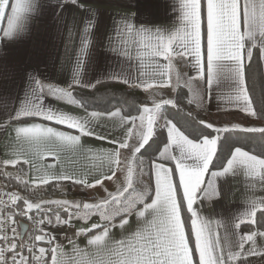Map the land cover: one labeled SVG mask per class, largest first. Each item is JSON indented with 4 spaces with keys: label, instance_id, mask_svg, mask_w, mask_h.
Returning a JSON list of instances; mask_svg holds the SVG:
<instances>
[{
    "label": "snow or ice",
    "instance_id": "6c2138e0",
    "mask_svg": "<svg viewBox=\"0 0 264 264\" xmlns=\"http://www.w3.org/2000/svg\"><path fill=\"white\" fill-rule=\"evenodd\" d=\"M67 2L69 0H0V47L5 43L18 42L29 34L34 21L49 15L52 26L63 27L71 37L72 31L79 25L74 21L72 27H68L63 14ZM70 2L82 9L80 23L83 25L71 81H62L67 85L65 88L45 83L48 78H41L42 74L38 71L29 73L23 96L11 92L0 94V131L11 129L18 136L44 133L61 141L78 144L82 136L108 140L102 133L105 121L110 119L111 127L119 128L120 132L108 140V143L116 146L110 153L111 165L108 171L90 180L67 174H59L53 179L71 181L72 186L83 188L103 187L105 180L111 181L117 176L123 164L126 169L124 184L117 186L115 193L104 188L106 197L96 203L68 200L34 203L21 196H12L9 205L0 200V204L9 213L0 219V264H43V258L49 252L51 264H60L57 259L62 243L59 242L60 232H65V238L73 245V237L79 236H85L88 238L87 243L94 245L103 238H110L115 228L127 230L131 227L133 217L136 218L135 230L122 239L111 241L109 251L115 259L110 260L109 264H251V258H259L260 264H264V248L251 246L245 249L246 243L253 242L254 233L241 236L238 242L227 235L222 238L217 231L222 226L220 221L214 222L204 216L203 209L198 207L206 202L220 203L224 199L223 189L217 182L222 177L226 178L229 172L235 175L234 165L241 166L246 175L258 178L264 186V127L234 125L233 129H239L241 133H259L261 142L254 149L246 151V145L240 144L238 139L231 146L224 164L222 153L228 136L222 137L221 134H230L233 129L216 127L200 119L198 123L203 128L186 132L177 126L171 112H157L161 105L177 107L182 102V96L175 100L161 101V104L154 103L152 108L144 107L139 117L122 114V108L108 110L106 115L98 111L88 115V101L77 99L70 90L75 85L95 87V83H85L82 74L86 61L89 64L95 62L96 58L91 53L97 47L105 49L107 58L114 65L106 66L103 73L109 81L144 90L153 87L139 77L136 80L132 78L133 54L126 45L135 44L138 48L148 49L147 53L138 52V56L147 54L162 57L166 61L178 57L194 69L196 77H188L185 86H189L194 79L205 80L207 87L200 94L201 102L211 91L214 81L218 82L222 77L229 79L239 110L248 116L264 119V95L261 96V108L258 110L253 107L246 76L254 54L258 60L264 61V0H173L171 10L177 14L179 25L174 26L175 30L153 29L144 23L138 25L133 17L128 16L120 17L119 23L114 21L109 26L98 10L91 7L90 0H84V3L79 0ZM5 19L7 28L2 27ZM133 37L138 39H131ZM167 67L170 69L171 64ZM93 79L96 83L103 82L96 79L95 73ZM163 83L167 84L168 81ZM51 100L85 108V116L63 112L53 107ZM187 103H193L190 96ZM187 115L191 117L192 113ZM117 117L119 120H116ZM137 119L141 122L140 130L135 133L136 144L131 145L129 140L134 133L128 125L135 127ZM30 120L42 123L28 124ZM49 124L75 130L79 135L59 131ZM161 138H165L166 142ZM157 143H162L164 149H156L158 156L149 151ZM123 149L131 153V159L124 162L120 159V150ZM0 163L16 165L19 161L5 160ZM134 174L138 177L137 183H143L147 177V184L137 189L132 179ZM41 182L47 184L49 181L42 179ZM129 189L135 195L125 197ZM21 202L23 207L20 206ZM261 203L264 204V200ZM44 204L56 205V208L42 211ZM5 208H0V216ZM34 210L42 214L37 217L29 215ZM81 210H84L83 215L80 214ZM91 210L98 212L100 222H93L90 226L85 224L76 229L75 222L91 220ZM16 215L27 216L32 220L36 225V234L25 239L14 226ZM248 215L255 216V202ZM241 223L243 221L234 227L239 229ZM5 225L8 227L5 228ZM44 226H49V230L45 231ZM223 226L227 232V226ZM66 230H73L72 236H68ZM260 235L264 236V233ZM38 244H46L48 247H37Z\"/></svg>",
    "mask_w": 264,
    "mask_h": 264
},
{
    "label": "crops",
    "instance_id": "0c3cea01",
    "mask_svg": "<svg viewBox=\"0 0 264 264\" xmlns=\"http://www.w3.org/2000/svg\"><path fill=\"white\" fill-rule=\"evenodd\" d=\"M79 2L84 3V0H79ZM90 3L91 7L98 10L109 26L114 21L119 23L120 17L128 16L133 17L134 22L138 25L144 23L147 27L153 29L175 30V27H179L177 14L171 10L173 0H90ZM81 12L82 9L72 4L70 0L64 4L63 14L68 27L71 28L74 21L79 25V27L72 31L71 37L68 30H65L63 27H53L49 15L39 21H34L29 34L24 35L18 42L5 43L0 47V94L11 92L13 94L19 93L23 96L28 74L37 71L42 74L41 78H48L45 83H52L67 88V85L62 81L64 79L71 81L75 71V53L79 51L80 34L83 28V25L80 23ZM8 14H10V9ZM2 27L7 28L6 19ZM0 36H2V32H0ZM90 39L93 40V43H96L94 38L90 37ZM131 39L138 38L133 37ZM126 47H130L133 54V80L139 77L141 80L153 85V87L147 90L141 88L148 99L144 107L152 108L154 107V103L161 104V101L172 100L178 86L184 87L185 80L188 77L195 78L197 75L194 69L188 67L178 57H173L171 61H166L162 57H152L147 54L138 56V52L147 53L148 49L138 48L135 44L126 45ZM91 54L96 60L91 64L86 61L85 71L82 74L83 81L85 83L92 82L96 85L97 83L93 79L94 73L96 74V79L109 81L103 73L106 66L114 67V65L111 59L107 58L105 49L97 47ZM262 62L264 67V61ZM169 64H171L170 69L167 67ZM124 67L127 68V64ZM161 73H167V75L161 76ZM163 81H168V83L164 84ZM78 87L81 86L75 85L70 90L74 91ZM185 87L188 90L189 87L191 88L192 91L189 93L192 94L191 98L195 106H202L201 108L209 114L210 118L206 121L208 123L214 120L217 124L222 125V123H219L217 116L220 112H240L246 115L237 107L233 86L227 78L222 77L218 82L214 81L211 91L205 95L203 102H201L200 94L207 87L205 80L194 79L189 86ZM51 104L63 112L71 113L78 117L85 116L86 110L82 107L56 100H51ZM163 106L161 105V108ZM91 112L92 110H87L88 115ZM101 113L106 115V112ZM246 116L256 119L255 117ZM116 120H119V117ZM146 121L147 116L145 115V123ZM32 123H42V121H28V124ZM140 123V120L137 119L135 127L131 124L128 125V127L133 128L134 133L129 140L131 145L136 144L137 136L135 133L140 130ZM111 124L112 121L110 119L106 120L103 127L102 134L106 135L108 140L118 136L120 132L119 128L113 129ZM230 125L232 124L230 123ZM48 126L55 127L59 131L71 132L72 135H79L75 130H69L62 126L53 124H49ZM260 127L264 126L261 125ZM97 130L100 131V129ZM108 140L82 136L80 142L76 144L69 141H61L55 137H49L44 133L20 134L18 136L11 129L0 131V162L5 160L19 161L16 165H3L0 163V173L21 177L36 192L51 182L71 183V181L67 180L57 181L53 179V177L59 174H67L76 178H87L90 180L93 176L107 172L111 165L110 153H112L116 146L108 143ZM120 151L122 162L131 159V153L125 156L126 149ZM24 161H28V163H24ZM123 168L122 166L120 168L122 170H118L117 176L113 180H105L103 187L83 188L81 186H68L64 184L67 188L61 185L59 192H56L55 195L40 197L36 200L31 199V202L68 200L70 202L95 203V201L107 195L104 188H107L108 192L113 193L117 186L124 183L126 169ZM234 168L236 169L235 175L229 172L226 178L222 177L217 182L223 189L224 199L220 203L206 202L204 205H199L198 207L203 209L204 216L211 218L214 222L216 220L220 221L222 226L217 231L222 238L227 235L233 241L238 242L241 236L254 233L253 242L246 243L245 249L251 246L264 248V236L260 235L261 232L246 228L247 224H254L253 221L256 219V213L259 210H264V204L261 203L264 200V186L260 184L258 178L254 179L246 175L241 166L234 165ZM42 179H47L49 182L47 184L42 183ZM253 202H255L254 217L248 215L253 210ZM46 208L54 209L56 205L44 204L42 210ZM83 211H80L81 215H83ZM91 211V220L75 222L76 229L83 227L85 224L90 226L93 222H100L98 213L94 212V210ZM135 219V217L132 218L130 221L131 227H128L127 230L115 228L111 231L110 238H103L99 243L94 245H89L87 243L88 238L85 236H79L73 237L74 246L73 243H69V240L65 238V232H60L59 242L62 243L57 252L58 261L60 264H109L110 260L115 259L109 251L111 241L130 235L136 227ZM241 221H243L241 227L236 229L234 225ZM21 222L28 224L27 232L30 228V222ZM223 225L227 226V232ZM213 226L215 227V224ZM48 230L49 226H46L45 231ZM66 231L68 236H72L73 230ZM94 234L98 235L99 233ZM49 259V264H51V254ZM251 264H260L259 258H251Z\"/></svg>",
    "mask_w": 264,
    "mask_h": 264
},
{
    "label": "trees",
    "instance_id": "16d2710c",
    "mask_svg": "<svg viewBox=\"0 0 264 264\" xmlns=\"http://www.w3.org/2000/svg\"><path fill=\"white\" fill-rule=\"evenodd\" d=\"M247 86L249 89L250 97L252 98V103L255 108L258 110L261 108V96L264 95V67L263 62L258 60L254 54V59L251 65V68L247 70ZM77 99H86L88 101L89 107L87 110H95L99 112H107L108 110H115L116 108H122V114L137 115L142 109L143 105L146 103L147 99L141 88L129 86L123 83L112 82V81H103L102 83H97L95 87L85 88L78 87L73 91ZM187 89L183 86H180L178 92L175 96V99L178 96H182V102L173 108L171 105H166L164 114L171 112L174 117V122L177 123V126L186 132H194L195 129L203 128V125H200L198 121L203 119L207 121L206 113L204 110L196 109L194 103L189 105L187 103L188 99ZM85 109V108H84ZM191 112L192 116L189 117L187 114ZM218 121L222 124H233V125H242L246 123V115H243L240 112H232V114L226 112H220L217 114ZM231 116L228 120V117ZM193 117L196 119L193 120ZM240 120H238V118ZM259 121L264 123V119L258 118ZM195 126V128H194ZM233 129V128H230ZM222 137L228 136L227 142L224 144V151L222 153V163L226 164L227 154L231 146L237 142L239 139L240 144L246 145L245 150H252L258 146L261 142V136L259 133H241L239 129H233L232 132L222 133ZM191 138V137H190ZM165 139V138H161ZM166 142V139H165ZM159 148L160 151L163 149L162 143L153 144L150 152H154L157 156L159 152H156V149ZM143 151V150H142ZM219 169V164L218 168ZM3 183L11 191L17 190L19 196L24 199L36 200L40 197H51L55 195L56 192H59L60 184L64 182H51L48 183L42 190L40 195L36 190L32 189L30 184L26 180L21 179V177L4 175ZM25 182L27 187H25ZM69 186H72L71 183H68ZM20 206L23 207L22 202ZM13 211H19V209H13ZM43 211V210H42ZM42 212L33 211L29 215L33 217L40 216ZM14 219L18 223L20 228L21 221H28L31 224V227L24 234V238H28L30 235L36 234L35 229L36 225L30 220L27 216L16 215ZM46 229V226H44ZM247 229H253L264 233V210H259L256 213V219L254 224L246 225ZM20 233V229L18 231ZM49 254H51L49 252Z\"/></svg>",
    "mask_w": 264,
    "mask_h": 264
},
{
    "label": "rangeland",
    "instance_id": "374dc122",
    "mask_svg": "<svg viewBox=\"0 0 264 264\" xmlns=\"http://www.w3.org/2000/svg\"><path fill=\"white\" fill-rule=\"evenodd\" d=\"M180 86L181 85H179L178 86V88H177V90H176V92H175V94H174V96H173V98H172V100H175V96H176V94H177V92H178V89L180 88ZM185 87V86H184ZM186 88V87H185ZM187 89V88H186ZM144 92V91H143ZM187 93H188V97L190 96V97H192V94L191 93H189V90L187 89ZM144 94H145V92H144ZM145 97H146V95H145ZM146 99H147V97H146ZM148 100V99H147ZM147 102V101H146ZM146 104V103H145ZM144 104V105H145ZM144 105H143V108H144ZM195 105V104H194ZM165 106L166 105H164L162 108L160 107L157 111H158V113H163L164 112V110H165ZM202 107V106H201ZM201 107H195L196 109H198V110H204L203 108H201ZM92 111H95V110H92ZM204 112L207 114L206 115V117H207V120H208V118H210V116H209V114L204 110ZM142 113V111L139 113V114H137V115H135V116H137L138 117V115H140ZM164 114V113H163ZM229 114H232V112L231 113H229ZM231 116H229L228 117V120H229V118H230ZM238 118V117H237ZM256 119H254V118H249V117H247L246 118V123H244V124H242V125H239V126H241V127H257V128H259V126H264V123L263 122H261V121H259V119H258V117H255ZM238 120H240L239 118H238ZM209 123H213L216 127H228L229 129L231 128V127H233L234 125L232 124V125H230V124H217L216 123V121H209ZM220 123V122H219ZM136 141H137V139H136ZM247 151V150H246ZM130 154V151L129 150H127L126 149V151H125V156H128ZM142 159L144 158V157H141ZM123 167H124V165H122ZM121 166V167H122ZM133 168H135V164H133ZM124 169V168H123ZM120 170H122V169H120ZM4 175H8V174H6V173H0V200H4L5 198H11L12 196H19V194H18V192H17V190L15 189V191H11L10 189H8L6 186H5V184L3 183V179H4ZM10 176H12V175H10ZM134 176V178H133V182H134V186L137 188V189H139V188H141V187H143V186H145L146 184H147V177H145L144 178V180H143V183H137V180H138V177L134 174L133 175ZM17 177V176H16ZM64 184H66V185H68L69 186V184L68 183H61L60 184V187H61V185L64 187L65 186V188H67V186L66 185H64ZM124 184V183H123ZM123 184L121 183L120 184V186H123ZM44 188V187H43ZM42 188V189H43ZM42 189H40L39 191H37L38 192V195H40V193H41V190ZM116 190H117V188H115ZM116 190H114L113 191V193H115L116 192ZM125 195V197H127V196H129V195H135V193L134 192H132V189H129V192L128 193H125L124 194ZM106 197V195L105 196H103V198H105ZM102 198V199H103ZM121 199H123V197L121 198ZM28 200L29 201H31V199L30 198H28ZM101 200V199H100ZM99 200H97V201H95V203L96 202H98ZM88 203H90V202H88ZM0 208H5V206H2L1 204H0ZM94 212H96V210H94ZM3 213H6V214H3L2 216H0V219H4L5 217H7L8 215L7 214H9L8 213V211H7V208H5V210H4V212ZM98 213V212H97ZM99 215V214H98ZM26 222V221H25ZM18 223H17V221H16V224H15V227L17 228V231H19V229H18ZM30 227H31V224H30ZM24 236V235H23ZM25 239H27V237L25 238ZM37 247H48L46 244H38L37 245ZM37 255H39L38 253H37ZM49 256H50V254L49 253H47L46 255H45V257L43 258V264H49V261H50V259H49Z\"/></svg>",
    "mask_w": 264,
    "mask_h": 264
},
{
    "label": "water",
    "instance_id": "95a60500",
    "mask_svg": "<svg viewBox=\"0 0 264 264\" xmlns=\"http://www.w3.org/2000/svg\"><path fill=\"white\" fill-rule=\"evenodd\" d=\"M28 228V224L27 223H23V222H20V233L24 235V233L26 232Z\"/></svg>",
    "mask_w": 264,
    "mask_h": 264
},
{
    "label": "built area",
    "instance_id": "2783aa9c",
    "mask_svg": "<svg viewBox=\"0 0 264 264\" xmlns=\"http://www.w3.org/2000/svg\"><path fill=\"white\" fill-rule=\"evenodd\" d=\"M10 197L7 199V198H5L3 201H5L7 204H9L10 205ZM2 206H4L3 204H1ZM3 214H6V213H3ZM2 214V215H3ZM8 215V214H7ZM15 226V225H14ZM8 227V225H5V228H7ZM18 229H19V227H18ZM9 235H11V232L9 231V233H8ZM27 254V253H26Z\"/></svg>",
    "mask_w": 264,
    "mask_h": 264
}]
</instances>
